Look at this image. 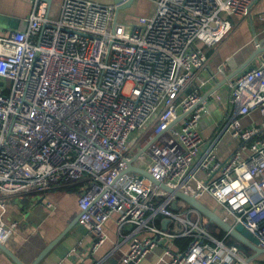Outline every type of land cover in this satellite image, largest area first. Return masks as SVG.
I'll return each mask as SVG.
<instances>
[{
	"label": "built area",
	"instance_id": "2783aa9c",
	"mask_svg": "<svg viewBox=\"0 0 264 264\" xmlns=\"http://www.w3.org/2000/svg\"><path fill=\"white\" fill-rule=\"evenodd\" d=\"M32 1L26 27L0 34L9 85L0 91V196L78 186L77 221L92 248L108 219L131 227L121 264H139L157 246L164 264H252L238 242L209 233L182 199L173 210L172 193L127 168L213 200L264 247V60L228 82L226 151L217 154L216 137L205 146L198 130L210 98L220 102L215 88L201 90L224 68L203 76L209 57L199 43L221 42L233 29L228 16L250 17L260 0H150L130 30L112 2L62 0L51 18L47 3ZM255 111L260 120L243 124ZM190 212L196 224L183 217ZM14 227L0 213L1 243ZM176 236L192 239L174 251Z\"/></svg>",
	"mask_w": 264,
	"mask_h": 264
},
{
	"label": "crops",
	"instance_id": "0c3cea01",
	"mask_svg": "<svg viewBox=\"0 0 264 264\" xmlns=\"http://www.w3.org/2000/svg\"><path fill=\"white\" fill-rule=\"evenodd\" d=\"M61 2L62 0H58L55 6L49 5L48 15L51 18L58 16ZM32 5V0H0V34L10 29H24ZM141 5H148V12L153 9V4L145 0L141 2ZM146 11L147 9L143 12ZM263 11L264 0H260L250 17L229 15L233 29L221 42L213 46L199 43L209 57L208 70L203 72V76H209V71H217L218 65L224 63L223 71L214 72L215 76L209 77L201 90L206 92L215 88L220 100L217 102L210 98L215 104L225 105L221 102L222 92L228 99V82L234 77V75L229 77L230 73L239 65H243L256 47L264 46V19L260 15ZM229 58H231V64H225ZM262 60H264V51L255 55L244 68ZM222 87L223 90H221ZM8 89V81L0 79V91L7 92ZM254 114H257L258 120L253 119ZM223 117V113L215 118L202 116L198 123V130L204 139L205 146L213 137H216L215 150L218 155L223 154L231 143L230 134L225 130L220 132ZM260 118L258 112H253L243 117L242 123L249 124L252 121H259ZM77 189L78 186L74 185L70 188L66 186L55 188L44 194L27 192L0 196V201L4 205L3 208L0 207L2 218L8 223H15L12 235L4 244L21 264H31L39 251L55 238L53 245L36 264H121L120 257L127 247V235L131 227L129 225L118 227L114 218L108 219L103 227L105 240L99 246L92 248L93 235L76 219ZM211 208L214 207L211 206ZM215 211L222 215L220 209ZM193 216L196 219V214ZM164 223H166L165 220ZM174 225L183 227L180 222ZM240 246L252 264H264V252L255 254L247 246L243 244ZM171 247L174 251L179 250L175 243H171ZM164 259L166 256L163 246H157L148 252L139 264H164ZM0 264L18 263L6 251L0 249Z\"/></svg>",
	"mask_w": 264,
	"mask_h": 264
},
{
	"label": "water",
	"instance_id": "95a60500",
	"mask_svg": "<svg viewBox=\"0 0 264 264\" xmlns=\"http://www.w3.org/2000/svg\"><path fill=\"white\" fill-rule=\"evenodd\" d=\"M42 1L47 3V6L49 7L52 0H42ZM132 2H133V0H112V3L115 6V16H117L119 9L129 6ZM263 51H264V46L256 47L251 52V54L249 55L246 62L243 65H241V66L239 65L236 69H234L230 73L229 77H232L237 72L242 70L251 61V59L255 55H257L258 53L263 52ZM128 170L138 173L139 177H142V176L147 177L153 183L157 184L161 189H164V190L172 193L175 196V199L171 203V208L173 210H177V206H176L177 199H182L186 204H188L190 207L195 209L199 214H204L211 223L218 225L227 234L233 236L237 241H239L240 244H243V245L247 246L248 248L252 249L255 252V254L260 253V252H264V247H259L257 245L258 241H257L256 237L250 231H248L243 226V224H241V223L232 224L231 222H229L225 218H223L222 215H219L215 210H213L212 208L205 205L200 199L195 198L193 195H189L187 193H184L179 189H173V188L167 186L162 181L155 179L149 172H147L146 169L134 165L131 161L129 162V166L127 168V171ZM77 215H78V213H77ZM77 215H76V219H77ZM168 221H169V219H165L166 223ZM65 230L66 229H64V231ZM55 239L49 241L39 251V253L35 257V259L31 262V264H36L40 260V257L47 251V249H49L53 245V243L55 242ZM0 249H3L4 251H6L11 257H13L15 259V261L18 264H21L18 261V259L13 255V253L8 250L7 246L4 243L0 242Z\"/></svg>",
	"mask_w": 264,
	"mask_h": 264
},
{
	"label": "rangeland",
	"instance_id": "374dc122",
	"mask_svg": "<svg viewBox=\"0 0 264 264\" xmlns=\"http://www.w3.org/2000/svg\"><path fill=\"white\" fill-rule=\"evenodd\" d=\"M99 2H102V3H108V2H111L112 0H97ZM143 0H140L139 1V4H138V0H133V2L127 6V7H124V8H121L118 10V13H117V18L118 20L122 21L123 23H126V30H130V26L127 24L128 22L132 21L133 19H136L139 15H147L150 13V11L148 12V5H141V2ZM147 3L150 2V0H145ZM58 2V0H52V5L55 6V4ZM151 3V2H150ZM146 12H143L144 10H146ZM223 90V87L222 89ZM220 94V92H218ZM222 96V103H227V96L225 93L222 92L221 94ZM221 105L213 102L212 100H209L208 104H207V107H206V111L203 112L202 116H211V118H215V116H221V113H222V109H221ZM256 112V111H255ZM253 119L255 120H258L257 119V114H254L252 115ZM259 118V117H258ZM205 205H207L208 207L211 208V205L214 204L210 199L209 201H207V199H202L201 200ZM187 207H189V205L187 204ZM214 208H216L214 206ZM195 213L194 212H190V215L186 216L185 214H183V217H185L188 221H190L192 224H196L195 223V219H194V215ZM201 215V222L202 224L207 227V228H211L212 223L208 220V218L204 215V214H200ZM189 225V224H188Z\"/></svg>",
	"mask_w": 264,
	"mask_h": 264
},
{
	"label": "trees",
	"instance_id": "16d2710c",
	"mask_svg": "<svg viewBox=\"0 0 264 264\" xmlns=\"http://www.w3.org/2000/svg\"><path fill=\"white\" fill-rule=\"evenodd\" d=\"M66 187L70 188V187H73V185H66ZM212 225L213 226H211L210 229L206 227L209 233H211L217 238L225 237V239H227L228 241L237 242V240L233 236L227 234L221 227H219L218 225L214 223H212ZM191 239H192L191 236H176L172 239L173 240L172 243H175L178 246L179 250H176V251H182L188 245Z\"/></svg>",
	"mask_w": 264,
	"mask_h": 264
}]
</instances>
